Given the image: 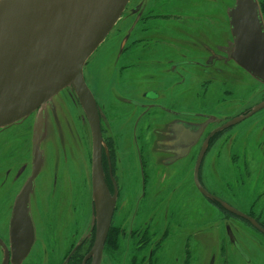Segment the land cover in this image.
Masks as SVG:
<instances>
[{
  "label": "flooded vegetation",
  "instance_id": "flooded-vegetation-1",
  "mask_svg": "<svg viewBox=\"0 0 264 264\" xmlns=\"http://www.w3.org/2000/svg\"><path fill=\"white\" fill-rule=\"evenodd\" d=\"M186 1L129 0L122 21L87 60L83 79L95 102L100 132L95 148L88 118L71 88L65 97L71 106L66 105L64 117L59 111L65 101L59 100L54 114L55 105L50 100L37 108L28 122L0 128V264L97 263L98 214L90 191L92 173L80 174L79 179L63 171L65 165H82L86 156L92 166L95 149L104 187L114 202L98 264H103L109 234L117 237L110 247L109 254L114 251L112 264H119L121 258L115 251L118 241L134 234L143 243H137L138 251L132 253L130 264H144V255L155 256L152 264L165 262L166 254L170 255L168 264H197L196 236L207 230L202 225L208 221L202 219L199 224L196 217L197 212L205 214V205L216 210L210 220L222 223L218 252L211 258L208 254L206 263L264 264V106L256 110L264 100V83L230 57L235 47L229 11L236 0L221 11L206 12L202 5L196 12L175 9ZM203 1L211 4L216 0ZM256 2L264 29V2ZM146 13L155 21L144 22ZM197 18V23L191 21ZM180 19H190L184 22L193 25L183 26ZM247 21L250 19H244ZM244 81L259 86L253 91L257 101L248 102L244 97ZM74 98L77 101L72 104ZM235 104L237 109L231 115ZM250 117H257V121L244 123ZM35 119L41 123L38 132ZM198 146L205 149V155L200 153V163L207 157L209 163L220 159L229 170L233 163L242 168L256 162L261 166L255 174H225L227 179L222 174H207V187L202 184L203 175L198 174L202 190L195 188L206 199L198 207L193 206L192 197L189 203L186 198L190 184L166 186L156 195L163 194L164 200L168 196L183 205L184 210L178 206L181 211H188L184 224L169 237L164 221L158 216L153 219L155 213L143 219L144 213L137 212L132 215L134 222L128 217L115 219L117 196L130 174H151L154 169L164 173L177 163H191L190 155L199 150ZM17 151L24 155L20 163L15 159ZM119 174H125L127 181L122 182ZM86 185L89 194L81 190ZM219 185L240 190L249 212L220 198L213 189ZM253 193L255 203L247 197ZM151 223L153 233L146 234ZM167 237L168 252L164 243ZM179 245L184 247L183 255L176 250ZM121 259L128 262L127 257Z\"/></svg>",
  "mask_w": 264,
  "mask_h": 264
},
{
  "label": "water",
  "instance_id": "water-1",
  "mask_svg": "<svg viewBox=\"0 0 264 264\" xmlns=\"http://www.w3.org/2000/svg\"><path fill=\"white\" fill-rule=\"evenodd\" d=\"M128 2L0 0V128L26 118L54 95L71 88L88 118L95 148L100 139L98 116L94 99L83 79V66L119 20ZM229 16L235 47L230 50V57L264 83V59L248 55L245 50L246 47L258 49L264 45V29L256 0H236ZM244 19L250 21L244 22ZM263 106L264 103L256 110ZM40 127L38 121L36 132ZM102 177L99 154L95 149L92 187L98 214L96 264L114 205ZM195 180L201 191L196 177Z\"/></svg>",
  "mask_w": 264,
  "mask_h": 264
},
{
  "label": "rangeland",
  "instance_id": "rangeland-1",
  "mask_svg": "<svg viewBox=\"0 0 264 264\" xmlns=\"http://www.w3.org/2000/svg\"><path fill=\"white\" fill-rule=\"evenodd\" d=\"M263 2H264V0H263ZM177 3H181V2H177ZM232 3H233V0H216V1H213V3H211V4L205 3L203 0H187L185 2L184 6H180L179 9L177 7H175V9L176 10H182V11L196 12L198 10V7L200 5H202L203 6L202 10L206 11V12L219 11V10L221 11V10L225 9L228 5L231 6ZM186 5H188V7H186ZM128 6H129V4H128ZM128 6H127V8H125L123 13L119 17L120 21L118 20L116 22V24L113 26V28L118 26V24L122 21L124 14L128 10ZM157 8L164 10L165 6H163V7L157 6ZM229 9H230V7L228 8V10ZM151 17H152V15H150V13H146L144 15V22L147 23L150 21H155V19H152ZM199 19L200 18L192 19L191 21L194 23H197ZM160 20H166V19H160ZM168 20H175V19L174 18H167L166 21H168ZM156 21H158V20H156ZM179 21L184 23V24H182L183 26H187V25L192 24V23L185 24V22H184V21L188 22V21H190V19H188V20L180 19ZM111 30H110V32H111ZM102 47H103V45L99 46L98 49H96L95 51H99ZM92 58H91V60H92ZM88 59H90V57ZM86 63H87V61H86ZM86 63L84 64V66L86 65ZM258 88H259V86L255 85L252 81H244L241 89L244 92V97L246 98V100H248V102L257 101V96H255L253 94V91L257 90ZM69 89L70 88H66L51 98V101H53V103L55 105L54 114L58 111L59 100L63 99L65 101V103L60 108L59 115L61 117L65 116L66 105L71 106L70 101L68 99H65L66 94L69 91ZM241 89H239V90H241ZM211 90L213 91L214 89H211ZM260 90H262V88ZM261 96H262V100H263L264 99V93ZM204 99H205V97H204ZM74 100L77 101L76 98L71 99L72 104H73ZM263 103H264V100L262 101L261 104H263ZM236 109H237V105L235 104L233 107L230 108L229 113H231V115H234L235 114L234 111H236ZM33 113H31L26 118H24L20 121H17V122H15L9 126H6V127H12V126L16 125L17 123L21 124V123L28 122V120L31 118ZM44 113H45V115H48V111H45ZM36 120L37 119H35L33 121L34 127H36V122H38V120L37 121ZM44 121H46L45 118H44ZM256 121H257V117L252 118V119L250 117V119L245 120L244 123H253ZM17 125H19V124H17ZM119 132H121V131H119ZM32 145H33V143H32ZM34 145H35V143H34ZM198 147H199L200 151L198 150L199 151L198 152V151L194 150L193 153L190 155V159L192 161L191 163H187L186 161H183L181 163H177L175 167L172 166L169 169L167 168L168 170L164 171V173L160 169H154V172L150 171L151 174H138V173L130 174L128 183L122 184L120 191L118 193L117 202H116L115 211H114L115 219L116 220L119 219L120 221L121 220L123 221L125 217H128L129 220H131V222L132 221L134 222L132 215L136 216L137 212L144 213L143 219H145V218L147 219V216L149 214L151 215L152 213L153 214L155 213L153 215L154 216L153 219L156 216H158V219H161L162 221H164V225L167 226L168 237H169V235L172 231L176 232L177 226H179V225L181 226L184 224L183 220L186 218L188 211H183L184 210L183 205L174 203L173 199L170 200L168 196H167L166 200H164L165 196H162L163 194L161 196L156 195L157 193L163 192L167 188L166 186H168V185L169 186L170 185L175 186L178 182H181L180 184L182 185V187L185 186L186 184H190L189 189L187 190L188 196H186V198H187L188 203H189V200L192 197L194 200L193 206L195 205L198 207L200 204L202 205L206 202V199H204L202 196H200L199 193L197 192L196 188H195V187H197V186H195L196 184H194V182L196 183L195 177L198 179V174H199V177L201 174L203 175L202 184L204 185V187H207L209 184L207 182V179H206L207 174H222V178H226L225 174H255L256 163L255 164H252V163L248 164V165H246V168H242L240 165H237L236 167H234V163H233L232 169L229 170L227 168H224L225 163L222 162L220 159L218 160L219 162H216L214 160L212 163H209V159L207 157L203 158L202 163H200V165L198 166V168L196 170L195 166H196V163L198 162L200 155L201 154L205 155L204 154L205 149L202 147L200 148V146H198ZM89 148H90V145L88 146V149ZM23 158H24V155L21 154V151H17L16 155H15V159H18V161H19V162L17 161V163H20ZM262 164L264 166V163H262ZM81 166L83 167L82 169H81ZM43 167H44V165H43ZM60 167H61V165L59 166V169H60ZM185 167H188V169H186ZM56 168L57 167H54V169H56ZM1 170H3V169H0V171ZM216 170H218V171H216ZM63 171L67 172L68 174H71L73 177H77L80 179V174H84V175L87 174L88 175V174L92 173V166L90 165L89 160L86 156V162H84L82 165H80L78 167H74V166L72 167L71 165L70 166L65 165V167L63 168ZM184 172H186V173H184ZM43 173H44V171L42 169L41 175ZM262 173L263 172H260L259 174H262ZM119 175H121L122 182L127 181L125 174H119ZM230 180H231V183H233L231 177H230ZM85 181H86V179H85ZM75 187H79L77 185L76 181H75ZM86 188H87V185L85 187L81 188L83 194L84 193L89 194L91 191V196L93 198V187L89 192H88V190L85 191ZM213 189L216 192V194L220 198H222L223 200L234 205L235 207H237L238 209H240L242 211L249 212V208H246L245 204L242 202L244 199L243 194L241 193L240 190L235 189L233 185H231L230 187H229V185L226 187L219 185L218 189H215V187H213ZM248 189H251V188L248 187ZM247 197H248V199H250V201L252 203L256 202V198H255L254 193L253 194H247ZM137 203H138V206L136 207ZM178 206H182L183 210L181 211L180 207H178ZM204 212H205V214H202V215H200V213L197 212V217H196L199 224L201 223L202 219L204 220V223H206V221H208V224L202 225V226L206 227L207 230L206 231L201 230L200 233H197V236H196V240H197L198 247H199L197 249V255H198L197 262H196L197 264H207L206 262L208 261V259L211 258V256L215 255L218 252L217 245L219 246L221 243V238H220V234L218 233V231H219L222 223L219 220H216V221L210 220L216 214V210L211 206L205 205ZM218 214H219V216L222 215L221 212H218ZM235 225L238 226L239 224L237 225V223H235ZM151 226H152L151 228L147 227L146 234H149V233L152 234L153 233V230H152L153 224L152 223H151ZM156 234L157 233H155L154 236ZM129 235H131V234H129ZM168 237L164 241L165 246H166V252L171 251V250H169L170 244H169ZM135 238H136V235L134 234L131 238L129 236L122 237V239H120L118 241L117 249L115 250V251H118V258H120L119 255H121V258L122 257L128 258V262H123V260L120 258L119 264H130L131 263L132 253L135 251H138L137 248L139 247V244H137V243L138 242L143 243V241L140 240V237H137V240ZM154 239L155 238H153L152 241ZM176 239H177V237H176ZM176 239H175V241H176ZM104 240H106V239H104ZM116 240H117L116 235L111 236L109 234V236L107 238L105 250L103 249V253H104L103 254L104 256L102 258L103 264H112L111 263V256L113 255L114 251L111 254H109V253H110V247L113 245V243L116 242ZM240 242H241V240H240ZM149 244L146 245L145 252L149 248ZM179 244L181 245L182 242L180 241ZM180 245H179V248H177L176 250H180L179 254L183 255L185 250H184V247H182ZM193 246H195V245H192V247ZM195 249H196V247H195ZM155 250L156 249H154V251ZM208 254H209V258L207 259L206 256H208ZM169 256H168V254H166L164 256L165 262H162L160 260L157 264H168ZM133 257H134V255H133ZM136 259L141 260V256L136 255ZM153 259H155V256H150L148 258L147 256L144 255V264H152ZM147 261H149V263H147Z\"/></svg>",
  "mask_w": 264,
  "mask_h": 264
},
{
  "label": "snow or ice",
  "instance_id": "snow-or-ice-1",
  "mask_svg": "<svg viewBox=\"0 0 264 264\" xmlns=\"http://www.w3.org/2000/svg\"><path fill=\"white\" fill-rule=\"evenodd\" d=\"M248 55L264 59V45H261L258 49L256 48H245Z\"/></svg>",
  "mask_w": 264,
  "mask_h": 264
},
{
  "label": "bare ground",
  "instance_id": "bare-ground-1",
  "mask_svg": "<svg viewBox=\"0 0 264 264\" xmlns=\"http://www.w3.org/2000/svg\"><path fill=\"white\" fill-rule=\"evenodd\" d=\"M105 39H106V37H105ZM105 39H104V41H105ZM77 154H78V152H77ZM260 166H261V164H260V163H258V162H256V169H259V168H260Z\"/></svg>",
  "mask_w": 264,
  "mask_h": 264
}]
</instances>
